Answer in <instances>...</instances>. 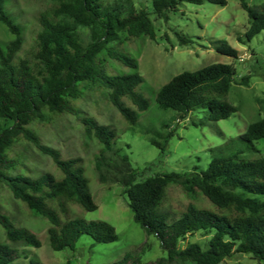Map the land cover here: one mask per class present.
I'll use <instances>...</instances> for the list:
<instances>
[{
	"label": "trees",
	"instance_id": "obj_1",
	"mask_svg": "<svg viewBox=\"0 0 264 264\" xmlns=\"http://www.w3.org/2000/svg\"><path fill=\"white\" fill-rule=\"evenodd\" d=\"M52 2L51 9L40 13L34 43L23 54L26 26L10 10L8 0H0V22L15 35L9 41H0V187H6L33 215L49 220L53 250L75 249L83 235L96 243L118 239L108 221L87 220L71 210L70 205L75 203L87 211L98 208L84 159L63 158L60 149L43 143L36 131L38 123L55 115L72 114L84 125L86 135L102 147L95 157L99 180L122 185L135 220L156 235L166 251V256L148 262L129 254L112 264H219L234 253H248L264 264V156L246 159L241 147L219 150L206 169L164 172L138 181L129 156L114 148L119 137L117 128L100 123L77 105L87 88L105 90L108 101L130 124H136L140 112L150 107V99L138 90L144 81L139 60L124 48L135 37L156 39L150 13L139 10L135 0ZM184 2L200 4L204 0H152V11L168 21ZM241 5L250 25L238 40L246 44L264 30V4L241 0ZM81 28L89 29V41ZM176 34L183 45L193 42L178 31ZM217 43L218 52L238 57V50L227 41ZM110 60L133 71L112 73ZM235 72L234 65L226 63L180 72L159 88L156 101L179 112L181 118L201 109L207 110L211 120L227 118L237 110L227 99ZM239 83L249 85L250 75ZM172 135H166L165 140ZM158 137L153 136L151 142L164 150L166 143ZM263 137L264 117L250 123L235 140L258 150L254 142ZM22 139L48 155L60 176L50 171L30 174L23 154L12 151ZM170 184L182 187L190 197L177 217L162 207ZM204 197L214 208L201 204L200 200L206 202ZM0 225L5 233V240L0 241V264H12L19 258H26V264H45L30 257L29 247H40V238L31 229L16 225L1 204ZM197 232L209 235L208 240L182 245L188 235Z\"/></svg>",
	"mask_w": 264,
	"mask_h": 264
},
{
	"label": "rangeland",
	"instance_id": "obj_2",
	"mask_svg": "<svg viewBox=\"0 0 264 264\" xmlns=\"http://www.w3.org/2000/svg\"><path fill=\"white\" fill-rule=\"evenodd\" d=\"M222 5L209 0L203 3L184 2L180 9L171 14L168 21L152 11V0H135L136 7L150 13L156 28V39L148 36L135 37L124 46L126 51L139 60V71L144 81L138 86L150 99V107L140 112L136 124H130L112 105L105 90L87 88L77 105L84 112L95 117L100 123L117 128L119 137L114 148L129 156L137 170V180L164 172H187L206 169L212 156L219 150L241 147L243 157L256 159L264 156V137L254 142L258 150L235 139L243 134L248 125L264 117V30L244 44L238 40L249 28L247 11L241 0H226ZM251 5L264 4V0H246ZM9 8L25 24L23 54L34 43L37 30L36 21L41 12L53 7L52 0H8ZM87 41L89 29L81 28ZM190 37L193 42L183 45L176 32ZM7 26L0 22V41L13 39ZM225 40L237 49V58L216 50L217 41ZM213 63L233 64L234 81L227 99L237 107L229 117L211 120L206 109L190 112L181 118L179 112L163 107L156 101L159 88L180 72L195 71ZM109 70L133 71L117 60H110ZM250 75L249 85L239 81ZM128 102V101H127ZM129 104V102H128ZM131 106H133L130 103ZM36 131L43 143L60 149L63 158L80 156L84 159L86 175L98 208L87 211L79 204H71V210L87 220H105L118 233V239L107 243H96L89 235H83L75 249L53 250L50 245L48 228L50 222L42 216L33 215L20 201L15 200L6 187H0V204L18 226L31 229L40 238V247H29L30 257L45 264H112L126 255H138L144 262L166 256L159 238L148 233L134 218V212L127 203L120 183L104 184L95 169V157L101 145L86 135L84 125L72 114H59L47 122L38 123ZM173 133L168 139L165 136ZM161 134L163 137H158ZM157 136L164 141V150L151 142ZM227 147V144L231 140ZM13 153H22L25 169L38 176L50 171L60 176L53 160L41 153L35 145L22 139L13 148ZM201 204L214 208L204 197ZM190 197L176 184L168 186L163 209L172 217H177L187 206ZM209 235L197 232L188 235L182 245L190 242L204 243ZM5 240L4 229L0 225V241ZM26 258H19L12 264H26ZM264 263V262H263ZM219 264H261L248 253H234Z\"/></svg>",
	"mask_w": 264,
	"mask_h": 264
}]
</instances>
